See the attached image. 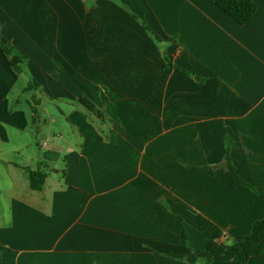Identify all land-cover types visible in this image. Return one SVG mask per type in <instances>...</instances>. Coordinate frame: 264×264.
I'll return each instance as SVG.
<instances>
[{"label": "crops", "instance_id": "obj_1", "mask_svg": "<svg viewBox=\"0 0 264 264\" xmlns=\"http://www.w3.org/2000/svg\"><path fill=\"white\" fill-rule=\"evenodd\" d=\"M252 1L241 25L212 0H0V34L26 57L17 77L0 47V264H205L209 241L249 233L264 217V0ZM36 93L57 108L51 131L42 98L20 107ZM225 138L254 190L196 169L226 164Z\"/></svg>", "mask_w": 264, "mask_h": 264}, {"label": "trees", "instance_id": "obj_2", "mask_svg": "<svg viewBox=\"0 0 264 264\" xmlns=\"http://www.w3.org/2000/svg\"><path fill=\"white\" fill-rule=\"evenodd\" d=\"M212 1L216 6L241 25L248 23L257 11V5L252 0ZM0 47L15 76H20L24 72L26 57L18 52L1 34ZM33 84L29 85V90L32 88ZM78 103L87 112L96 115L97 118L101 119L103 117L100 110H98L88 99H80L78 100ZM225 148L227 156L226 164L224 166L215 168L196 167V169L208 171L213 175L230 178L235 187L254 190L250 184L237 174L230 158V151L233 148V143L228 138H225ZM29 174L31 188L33 190L41 191L44 188L46 176L40 171H30ZM184 236L186 238L185 234ZM189 247L192 249L191 245H189ZM195 254L197 257L202 258L205 264H210L215 258L219 257H228L236 264H248L251 257H264V217L255 220L251 225L249 233L236 239L232 244H225L211 240L206 245L205 250L196 251Z\"/></svg>", "mask_w": 264, "mask_h": 264}, {"label": "rangeland", "instance_id": "obj_3", "mask_svg": "<svg viewBox=\"0 0 264 264\" xmlns=\"http://www.w3.org/2000/svg\"><path fill=\"white\" fill-rule=\"evenodd\" d=\"M29 81H30L29 77H27V75L23 74L21 77V81H20L21 85L23 87H26V85L28 84ZM34 95H36L38 98H42V100H43V103L39 107H37V106H36V108L34 107L36 110L35 112L37 113V117L41 118V124L43 126V129L46 131H51L49 120L53 114H57V112H58L57 108L55 106H53L51 100L40 96L39 93L28 94V95L21 94V98H20L21 105H20V107H22V109H24V111H26L27 113L32 114L34 109L32 110L31 106L27 103V101L33 102V99H34L33 96ZM60 107L64 108L63 105H61ZM45 120L48 121L47 123H49V126H48V124L45 125ZM42 134H37V135H39V137H41Z\"/></svg>", "mask_w": 264, "mask_h": 264}]
</instances>
